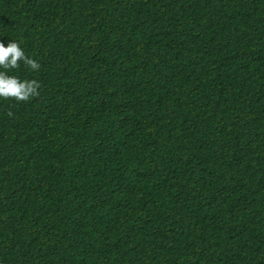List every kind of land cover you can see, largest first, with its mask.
Wrapping results in <instances>:
<instances>
[{"label": "trees", "instance_id": "16d2710c", "mask_svg": "<svg viewBox=\"0 0 264 264\" xmlns=\"http://www.w3.org/2000/svg\"><path fill=\"white\" fill-rule=\"evenodd\" d=\"M11 41L0 264H264V0H0Z\"/></svg>", "mask_w": 264, "mask_h": 264}, {"label": "clouds", "instance_id": "9594fccd", "mask_svg": "<svg viewBox=\"0 0 264 264\" xmlns=\"http://www.w3.org/2000/svg\"><path fill=\"white\" fill-rule=\"evenodd\" d=\"M23 62L24 66L33 71H39L41 65L34 59L29 58L21 46L11 41L5 46L0 42V99L14 100L17 102H28L32 98L39 97V89L42 87L37 80L21 81L15 76H9L8 70L20 68ZM11 115V113H9Z\"/></svg>", "mask_w": 264, "mask_h": 264}]
</instances>
